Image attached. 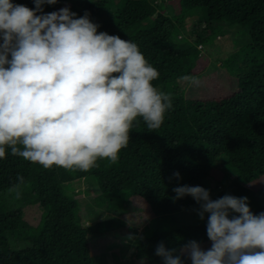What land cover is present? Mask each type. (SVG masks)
Returning a JSON list of instances; mask_svg holds the SVG:
<instances>
[{"label":"trees","instance_id":"16d2710c","mask_svg":"<svg viewBox=\"0 0 264 264\" xmlns=\"http://www.w3.org/2000/svg\"><path fill=\"white\" fill-rule=\"evenodd\" d=\"M179 1L174 16L156 13L157 0H58L43 6L44 13L64 7L78 17L88 12L92 22L100 25L98 31L137 44L159 72L154 86L172 94L173 107L154 132L142 121L135 124L118 162L99 159L87 172L56 166L45 169L12 156L9 150L6 159H0V195L21 175L25 179L22 187L30 184L33 189L29 201L38 204L42 215L33 227L22 210L11 209L0 196V264H104L103 257L92 252L90 237L128 232L136 243L133 264H163L155 255L160 242L176 249V254L191 240L201 246L211 243L207 216L201 224L173 231H161V225L171 222L174 214L199 206L191 197L174 202L173 189L182 185L207 189L205 180L214 172L222 190L210 193L213 200L225 195L247 197L253 214L264 212V187L258 194L248 188L264 180V0ZM12 2L35 9L33 0ZM159 6L164 10L162 2ZM189 16H198L205 25L195 39L200 46L215 40L226 27L237 25L246 30L248 43L223 63L237 78L238 92L221 99L195 100L177 87V83L190 82L182 77L194 79L199 61L205 60L196 47L182 49L175 40ZM218 162L219 170L215 168ZM175 172L180 173L179 180ZM86 177L97 184L98 206L118 213L141 199L153 220L139 234L117 216L85 227L69 184ZM27 240L31 246L18 251L9 243ZM182 259L190 264L186 256Z\"/></svg>","mask_w":264,"mask_h":264},{"label":"clouds","instance_id":"9594fccd","mask_svg":"<svg viewBox=\"0 0 264 264\" xmlns=\"http://www.w3.org/2000/svg\"><path fill=\"white\" fill-rule=\"evenodd\" d=\"M57 2L33 0L30 9L0 0V159L10 150L45 169L87 172L99 159L118 162L135 124L161 128L172 94L154 86L159 72L137 44L98 31L88 12L44 13ZM24 185L18 175L8 193L20 199ZM173 191L174 202L191 197L199 218L207 215L211 246L191 240L176 254L160 242L155 255L163 264H184L185 256L190 264H264V212L253 214L247 197L213 200L191 185Z\"/></svg>","mask_w":264,"mask_h":264},{"label":"rangeland","instance_id":"374dc122","mask_svg":"<svg viewBox=\"0 0 264 264\" xmlns=\"http://www.w3.org/2000/svg\"><path fill=\"white\" fill-rule=\"evenodd\" d=\"M161 2L163 3L164 10L160 9L159 5ZM155 5L157 8L156 13L161 12L163 15L174 16L175 13L179 12L180 1L157 0ZM204 30L205 25L202 21L198 20V16H189L185 26L179 29L175 40L180 43V47L182 49L196 47L206 61H199L197 76L193 79L195 83L190 81L188 83H177L176 85L178 88L183 87L185 89L186 96L189 99L208 100L226 98L238 92L239 86L237 78L223 66V63L243 45L248 43L250 38L244 28L235 25L226 27L223 33L219 34L215 40L201 46L197 45L195 43L196 35ZM215 168L220 169V162L217 163ZM215 175L216 172H214L213 177H208L205 180L206 187L212 195H216L222 190L221 184ZM231 176V179L234 180V175ZM69 187L74 189L76 199L79 201L80 216L85 227H92L101 221L117 216L129 224L131 231L139 234L141 229L153 220L152 212L141 199H135L128 207L118 213L98 206L95 198L98 197L99 190L95 180L91 177L75 180L69 184ZM263 187L264 180H261L253 183L248 188L258 194V191ZM32 192L33 189L29 184L21 188L20 199H16L15 194H9L8 191L0 196L11 209L22 210L25 219L33 227H36L40 222L42 211L37 203L29 201L28 197L33 194ZM198 211L199 206H195L174 214L171 222L161 225V231H173L189 225L201 224L202 220L197 215ZM89 240L92 252L101 255L104 264H133L131 255L136 243L131 237L130 232L124 234L94 235ZM17 242H12L13 244L9 242L14 251L23 250L31 246L29 240ZM210 246L211 243L202 245L201 247L206 250ZM139 264H145V262L141 261Z\"/></svg>","mask_w":264,"mask_h":264}]
</instances>
